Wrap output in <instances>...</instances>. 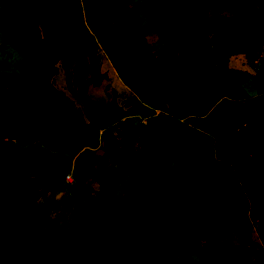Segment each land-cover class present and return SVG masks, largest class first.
<instances>
[{"label": "rangeland", "instance_id": "rangeland-1", "mask_svg": "<svg viewBox=\"0 0 264 264\" xmlns=\"http://www.w3.org/2000/svg\"><path fill=\"white\" fill-rule=\"evenodd\" d=\"M15 1L0 0V20L16 40H32L30 29L8 26L10 18L18 15ZM117 1L78 0L73 22L78 38L71 43V67L77 61L86 67L81 81L71 88L79 92L81 82L99 70L100 80L89 84L86 93L99 107L115 98L120 119L55 149L25 136L15 114L18 99L26 94L20 74L41 71L46 59L3 44L0 32V161L20 172L26 187L24 204L33 208L46 236L60 241L63 252L84 249L92 254L93 264H154L131 255L122 237L123 225L140 207H115L101 200L100 193L107 198L113 195L116 203L143 196L172 252L182 249L187 231L207 228L208 235L192 254L196 264H264V203L255 196L264 188V178L250 163L254 156L264 167V158L255 154L251 143L253 135L264 130V46L258 52H229L211 35L205 47L196 49L175 29L157 27L148 13V3L162 1L173 7L174 0L123 1L135 38L156 56L162 88L173 91L184 76L190 78L179 127L194 131L197 159L203 158L206 164L227 163L216 168L199 194L214 189L218 196L228 191L245 195L244 214H232L222 201L213 205L218 216L209 217L188 197V183L181 176L180 151L185 141L173 135L168 99L146 83L143 65L128 55L126 37L108 11V5ZM188 4L211 14L210 0H189ZM249 10L264 14V5L250 7L246 13ZM64 22V0H48L38 9L43 37L60 38ZM24 80L41 92L61 89L79 121L85 120L62 68L52 81L48 74H28ZM239 171L246 173L241 177ZM17 207L16 201L0 192V264H8L9 245L19 237L27 241V257H37L43 264L64 263L63 255L39 249L28 215L12 217ZM224 230L221 256L213 243Z\"/></svg>", "mask_w": 264, "mask_h": 264}, {"label": "trees", "instance_id": "trees-1", "mask_svg": "<svg viewBox=\"0 0 264 264\" xmlns=\"http://www.w3.org/2000/svg\"><path fill=\"white\" fill-rule=\"evenodd\" d=\"M123 1L118 0L109 4L108 11L115 17L121 33L126 37L128 55L143 65L146 83L160 90L168 99L167 110L171 114L169 125L173 135L183 137L185 141L180 151L181 176L188 183L187 191L191 203L209 217L218 216L213 205L222 201H225L226 209L232 214H244L245 195L241 192L228 191L218 196L214 189H208L204 195L199 194L203 183L216 168L227 166V163L218 161L206 164L203 158L197 159L199 150L196 146L194 131L179 127V113L186 102L183 95L189 87L190 78L184 76L173 91L166 92L162 88L156 76V56L146 51L140 39L135 38L136 30L127 24V13ZM188 1L174 0L173 7L167 6L162 1H152L147 4L148 13L157 27L175 29L188 44L196 49L205 47L211 35H216L229 52L239 50L258 52L263 48L264 14L253 13L255 11L250 10L246 13V10L253 6H263L264 0H210L211 14L198 8H192ZM47 4L48 0H16L14 2L18 15L10 18L8 26L18 31L30 29L32 40L18 41L15 37L8 35L6 24L1 20L0 32L3 36V44H11L22 54L36 55L46 59L47 65L41 71L27 70L20 74V78L23 79L21 85L26 94L18 99L15 114L17 123L25 136L45 143L48 148L55 149L68 139H81L88 131L95 132L103 126L113 124L120 119V113L115 98L99 107L90 100L86 93L89 84H96L100 80H98L99 70L81 82L79 92L71 88L72 83L81 81L86 67L82 61H77L76 65L71 67L73 60L71 43L78 38L73 32L74 18L79 12L78 0H64L65 22L60 38L43 37L40 33L38 9ZM254 59L255 56L251 55L250 60L254 62ZM60 68L66 73L68 87L82 104L85 119L83 122L79 121L74 106L61 89L53 88L48 92H41L30 82L24 80L28 74H48L49 80L52 81ZM251 143L255 154L264 158V130L256 132ZM250 163L264 178V167L254 156L250 158ZM239 172L241 177L246 173V171ZM0 192L7 194L18 203V207L13 212L14 219L29 216V227L34 232L36 243L41 251L51 250L63 255L65 261L62 264H93L92 254L89 251L83 249L76 253H65L61 249L59 240L46 236L42 223L35 219L33 208L24 204L26 187L20 172L6 165L4 161H0ZM255 196L264 203V188ZM98 197L115 207L126 209L136 205L140 207L138 214L128 218L122 227V237L131 255L148 258L154 264H196L192 254L200 241L208 235L207 228L198 226L187 231L184 235L182 249L172 252L160 236L157 224L150 215L143 196L134 195L125 202L117 203L113 195L107 198L106 195L100 193ZM225 232L226 230L220 232L213 243L218 255L221 256L223 251L221 238ZM26 243V239L21 237L11 242L8 249L10 257L8 264H43L37 257H27Z\"/></svg>", "mask_w": 264, "mask_h": 264}, {"label": "crops", "instance_id": "crops-1", "mask_svg": "<svg viewBox=\"0 0 264 264\" xmlns=\"http://www.w3.org/2000/svg\"><path fill=\"white\" fill-rule=\"evenodd\" d=\"M260 58H261V59H263V57H262V56H261Z\"/></svg>", "mask_w": 264, "mask_h": 264}, {"label": "water", "instance_id": "water-1", "mask_svg": "<svg viewBox=\"0 0 264 264\" xmlns=\"http://www.w3.org/2000/svg\"><path fill=\"white\" fill-rule=\"evenodd\" d=\"M251 139H253V138H251Z\"/></svg>", "mask_w": 264, "mask_h": 264}]
</instances>
